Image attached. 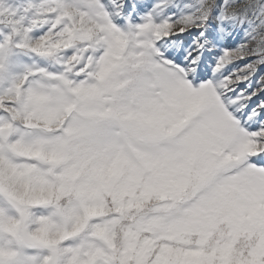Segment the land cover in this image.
<instances>
[{"label": "snow or ice", "instance_id": "obj_1", "mask_svg": "<svg viewBox=\"0 0 264 264\" xmlns=\"http://www.w3.org/2000/svg\"><path fill=\"white\" fill-rule=\"evenodd\" d=\"M0 264H264V0H0Z\"/></svg>", "mask_w": 264, "mask_h": 264}]
</instances>
